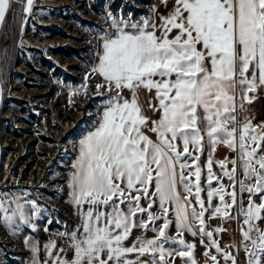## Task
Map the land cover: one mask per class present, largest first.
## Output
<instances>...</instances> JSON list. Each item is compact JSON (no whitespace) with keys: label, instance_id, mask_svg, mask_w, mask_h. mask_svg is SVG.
<instances>
[{"label":"snow or ice","instance_id":"snow-or-ice-1","mask_svg":"<svg viewBox=\"0 0 264 264\" xmlns=\"http://www.w3.org/2000/svg\"><path fill=\"white\" fill-rule=\"evenodd\" d=\"M168 3L138 20L106 12L110 30L99 36L82 86L87 94L90 76L100 79L102 111L78 142L68 180L81 223L50 238L47 258L34 256L33 264H175L176 257L198 264L185 232L207 239L211 264H238L227 249L242 252L243 264H264V121L251 108L264 94V0H173L162 14ZM16 6L30 14L34 0H0V25ZM218 147L231 157L215 159ZM25 196L0 191L9 228L40 213ZM206 213L239 223L240 240L222 248L215 236L228 230L208 224ZM173 224L177 235L169 236ZM150 225L156 236L128 243L134 229Z\"/></svg>","mask_w":264,"mask_h":264},{"label":"rangeland","instance_id":"rangeland-1","mask_svg":"<svg viewBox=\"0 0 264 264\" xmlns=\"http://www.w3.org/2000/svg\"><path fill=\"white\" fill-rule=\"evenodd\" d=\"M155 1L34 0L30 14L16 6L15 47L11 58L3 61L1 78L8 98L1 102L0 110V191L27 193L24 199L35 200L41 211L34 216L32 224L17 221L18 230L0 220V264H33L36 254L26 241L36 242L41 232L59 233L74 228V204L70 202L68 180L78 156V142L93 128L98 110L102 111L103 98L96 95L95 89V84L100 82L97 77L91 75L87 80V94L82 86L100 49L99 36L110 30L106 12L121 18L131 13L132 19L138 20L149 14ZM132 6L140 10L133 11ZM56 47H62V51H54ZM43 56L50 65L43 63ZM66 73L71 75L65 76ZM255 102L251 108L256 121H264V99L258 98L257 105ZM214 156L219 160L231 157V153L226 147H218ZM206 158V155L201 157L202 167ZM213 170L219 175L217 165H213ZM224 183H228L227 178ZM153 211L159 214L156 206ZM208 215L205 218L212 227L226 228L227 222L219 218L209 220ZM169 219L174 220L171 213ZM233 222L235 232L215 236L222 248L241 238L240 224ZM162 223L157 221L156 226ZM168 235H177L174 224ZM184 239L195 243L198 264L206 261L211 264L204 255L207 239L201 244L199 236L193 237L188 232L184 233ZM227 250L237 255L238 264H243L242 252ZM212 252L215 254V249ZM175 264H191V261L176 257Z\"/></svg>","mask_w":264,"mask_h":264},{"label":"trees","instance_id":"trees-1","mask_svg":"<svg viewBox=\"0 0 264 264\" xmlns=\"http://www.w3.org/2000/svg\"><path fill=\"white\" fill-rule=\"evenodd\" d=\"M132 10L133 11H136V10H140V8L136 7V6H132ZM13 13H16V7H15V11ZM10 14L4 24L1 25V28H0V79L2 78V68H3V61L4 59L5 60H8L9 58H11V55L13 54V51H14V47H15V41H14V38L16 37V32H15V16L14 14ZM44 26H48L49 25H44ZM62 47H56V48H53L54 51H62L61 49ZM42 61L43 63L47 64V65H50V61L45 57L43 56L42 57ZM71 74L69 73H66L65 76H70ZM1 83H2V80H1ZM3 85V83H2ZM8 98L6 95H5V92H4V88L2 86V102L5 101V99ZM15 99V98H13ZM18 101V99H16ZM2 119V117H0V120ZM58 213L64 217V214L61 210H58Z\"/></svg>","mask_w":264,"mask_h":264},{"label":"crops","instance_id":"crops-1","mask_svg":"<svg viewBox=\"0 0 264 264\" xmlns=\"http://www.w3.org/2000/svg\"><path fill=\"white\" fill-rule=\"evenodd\" d=\"M160 3V0H156L154 4H159ZM172 3H173V0H169V3L167 5V9L163 6V5H160L159 7V11L162 13V14H167V11L171 9L172 7ZM99 53V50L97 51V54L94 58V61H93V65L97 62V55ZM98 79V78H97ZM102 79V78H101ZM100 81V79H98ZM258 98L259 100H262L264 99V94H259L257 99H256V102H255V105L258 104ZM86 207V206H85ZM72 215L75 219V226L72 230H76L77 229V226L81 223V220L77 214V208L75 205H73L72 207ZM71 230V231H72ZM58 232H41L38 234L37 238H36V243L38 244V246L40 247V252L38 254H36V256L38 255V258L43 260V259H46L47 258V255L46 253L44 252V245L49 241L50 238H56V234ZM136 236H143L144 238H153L154 236H156V233L154 231L151 230V227H149V229H134L133 230V235L131 237V239L129 240V244L131 243V240H134ZM59 243V240L57 241ZM69 256H71V253L68 254ZM130 258L134 259V255H131ZM142 259H149V257H143Z\"/></svg>","mask_w":264,"mask_h":264},{"label":"built area","instance_id":"built-area-1","mask_svg":"<svg viewBox=\"0 0 264 264\" xmlns=\"http://www.w3.org/2000/svg\"><path fill=\"white\" fill-rule=\"evenodd\" d=\"M226 228L231 233L235 232V223L233 221L227 222L226 223Z\"/></svg>","mask_w":264,"mask_h":264},{"label":"water","instance_id":"water-1","mask_svg":"<svg viewBox=\"0 0 264 264\" xmlns=\"http://www.w3.org/2000/svg\"><path fill=\"white\" fill-rule=\"evenodd\" d=\"M1 28V25H0ZM1 102H2V83H1V79H0V110H1ZM1 138H0V164H1Z\"/></svg>","mask_w":264,"mask_h":264}]
</instances>
